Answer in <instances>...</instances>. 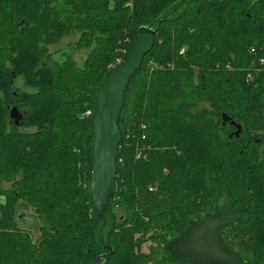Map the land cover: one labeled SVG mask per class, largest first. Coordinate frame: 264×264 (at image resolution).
<instances>
[{"label": "trees", "instance_id": "1", "mask_svg": "<svg viewBox=\"0 0 264 264\" xmlns=\"http://www.w3.org/2000/svg\"><path fill=\"white\" fill-rule=\"evenodd\" d=\"M150 25L104 226L96 97ZM0 264H264V0H0Z\"/></svg>", "mask_w": 264, "mask_h": 264}, {"label": "water", "instance_id": "2", "mask_svg": "<svg viewBox=\"0 0 264 264\" xmlns=\"http://www.w3.org/2000/svg\"><path fill=\"white\" fill-rule=\"evenodd\" d=\"M155 37L156 29L153 26H142L131 41L123 63L106 76L97 93L93 113L91 193L95 211L104 220L117 191V160L123 138L119 122L125 104V92L131 78L141 68L146 54L153 49ZM11 117L19 124L24 118L23 111L14 108Z\"/></svg>", "mask_w": 264, "mask_h": 264}, {"label": "rangeland", "instance_id": "3", "mask_svg": "<svg viewBox=\"0 0 264 264\" xmlns=\"http://www.w3.org/2000/svg\"><path fill=\"white\" fill-rule=\"evenodd\" d=\"M77 38L78 35L76 33H72L71 35L64 37L59 44L49 46V50L54 53V58L57 60H62L68 56H71L74 57L80 65H82L90 50H79L76 48L75 43ZM17 85H23V79L21 77L17 79ZM21 224L29 228L35 237L40 235L36 225V220L34 218V211L32 209H25L21 213ZM207 242H210V240L203 234L200 245H203Z\"/></svg>", "mask_w": 264, "mask_h": 264}, {"label": "built area", "instance_id": "4", "mask_svg": "<svg viewBox=\"0 0 264 264\" xmlns=\"http://www.w3.org/2000/svg\"><path fill=\"white\" fill-rule=\"evenodd\" d=\"M128 5H132V3H128ZM184 52V49L181 51V53H183ZM121 63H123L122 61H121V59H118L117 60V63L115 64V68L118 66V65H120Z\"/></svg>", "mask_w": 264, "mask_h": 264}]
</instances>
